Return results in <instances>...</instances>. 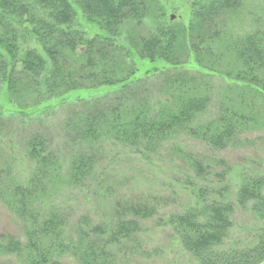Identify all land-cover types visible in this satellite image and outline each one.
Listing matches in <instances>:
<instances>
[{
    "label": "trees",
    "instance_id": "16d2710c",
    "mask_svg": "<svg viewBox=\"0 0 264 264\" xmlns=\"http://www.w3.org/2000/svg\"><path fill=\"white\" fill-rule=\"evenodd\" d=\"M151 2L0 0V96L4 90L23 108L28 101L48 103L75 90L118 85L111 99H78L72 104L81 108L72 111L64 129L74 142L90 148L111 143L155 153L185 134L224 150L246 141L241 136L247 132L263 129L264 119L258 113L264 110V36L259 31L237 32L229 22L230 12L242 0L197 1L188 28L165 24L143 36L135 27L152 15ZM79 12L104 34L88 37L87 31L74 28ZM124 35L127 42H122ZM26 36L40 46V52L27 48L18 56L19 39ZM133 55L162 60L168 67L131 80ZM190 56L197 66L190 69L192 73L185 66ZM215 77L224 81L217 92ZM212 96L217 97L216 116L198 120ZM1 115L0 110V120ZM170 147V154L180 153L175 145ZM25 152L33 163L26 181L0 169V201L20 221L22 234L19 238L0 232V256L15 257L18 264H119L122 244L136 239L139 221L156 215L158 206L143 200L118 203L108 223H88L82 217L73 229L67 215L49 201L62 185L78 188L93 181L95 157L80 150L63 164L40 133L28 136ZM184 157L198 177L221 175L194 154ZM196 187V204L164 221L182 248L199 264L264 261V176L243 175L233 200L228 199V186ZM246 207L262 221L252 242L219 249L233 224L232 215Z\"/></svg>",
    "mask_w": 264,
    "mask_h": 264
},
{
    "label": "rangeland",
    "instance_id": "374dc122",
    "mask_svg": "<svg viewBox=\"0 0 264 264\" xmlns=\"http://www.w3.org/2000/svg\"><path fill=\"white\" fill-rule=\"evenodd\" d=\"M197 1L202 0H152V15L137 24L135 30L138 34L148 36L160 25L177 23L188 28L192 5ZM229 22L237 32L259 31L264 36V0H242L240 7L230 12ZM72 26L87 31L88 37L104 34L102 28L88 22L80 12ZM121 38L122 42H127L125 35ZM27 48H35L40 52V46L35 45L29 36L19 39L18 56ZM131 61L134 64L131 80L150 74L154 69L168 67L162 60L151 62L134 55ZM185 66L188 70L197 68L192 56ZM191 70L188 72L192 73ZM214 81V92H217L224 81L217 77ZM118 87L75 90L48 103L35 105L28 101L22 105L23 108L17 107L8 99L7 93L1 90L0 110L3 115L0 120V169L11 171V175L18 180L26 181L32 172L33 163L26 155L25 140L34 133H40L48 140L51 150L63 164H67L68 159L77 151L93 154L96 159L93 181L78 188L62 185L49 201L50 205L58 207L67 215L68 225L75 229V223L82 217H87L88 223H108L116 204L143 200L150 205L156 204L158 212L151 218L139 221L141 229L136 239L126 246L123 243L117 253L119 264H199L182 248L178 235L164 221L170 214L181 213L196 204L197 185L210 188L228 186L231 189L228 199L233 200V193L243 175L250 173L264 176V128L247 132L241 136L246 141L230 145L224 150H214L185 134L172 138L171 143L164 144L157 152L147 154L111 143L90 148L74 142L72 133L64 129V122L72 111L81 108L76 105L72 107V104L78 99L106 96L111 99ZM65 98L67 100L63 102ZM216 100L217 97L212 96L208 109L198 120L206 121L216 116ZM258 116L264 119V110ZM172 144L180 153H169ZM186 153L196 155L200 162L211 167L214 172H221V175L198 177L184 157ZM232 221L229 233L219 249L240 248L251 243L262 224L249 207L237 208ZM19 223L17 217L0 201V232L22 238ZM138 242L140 247L136 248ZM128 247H134L138 253L130 251ZM16 263L18 261L15 257L0 256V264Z\"/></svg>",
    "mask_w": 264,
    "mask_h": 264
},
{
    "label": "water",
    "instance_id": "95a60500",
    "mask_svg": "<svg viewBox=\"0 0 264 264\" xmlns=\"http://www.w3.org/2000/svg\"><path fill=\"white\" fill-rule=\"evenodd\" d=\"M172 17H173V16L171 15V16H170V18L172 19ZM259 264H264V261H262V262H261V263H259Z\"/></svg>",
    "mask_w": 264,
    "mask_h": 264
}]
</instances>
